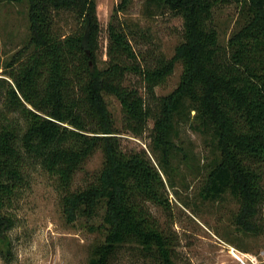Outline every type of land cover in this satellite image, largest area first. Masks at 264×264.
Returning a JSON list of instances; mask_svg holds the SVG:
<instances>
[{
  "label": "trees",
  "instance_id": "obj_1",
  "mask_svg": "<svg viewBox=\"0 0 264 264\" xmlns=\"http://www.w3.org/2000/svg\"><path fill=\"white\" fill-rule=\"evenodd\" d=\"M5 1L26 2L31 50L8 63L11 82L0 78V248L8 251L11 209L30 172L38 169L57 180L68 219L100 217L92 229L102 240L93 245L88 264H109L117 246L131 240L172 264L145 203H162L160 174L169 180L171 160L189 157L176 143L181 128L198 134L207 148L199 167L205 172L200 195L237 198L240 224L261 218L264 0H144L149 14L167 11L182 20L170 59L162 54L150 59L134 48L137 30L118 17L131 0H121L107 25V58L101 66L94 0ZM230 4L238 6V18L222 43L213 13ZM63 12L79 24L84 18L83 28L60 32L57 16ZM175 61L182 67L176 87L156 95L155 87L172 73ZM106 94L119 102L120 129ZM149 122L148 150L158 168L144 149L125 150L121 144L123 132L142 136ZM97 150L103 153L100 170L83 188L71 189L74 174Z\"/></svg>",
  "mask_w": 264,
  "mask_h": 264
},
{
  "label": "rangeland",
  "instance_id": "obj_2",
  "mask_svg": "<svg viewBox=\"0 0 264 264\" xmlns=\"http://www.w3.org/2000/svg\"><path fill=\"white\" fill-rule=\"evenodd\" d=\"M121 0H94V18L99 25L96 61L102 65L106 57L107 25ZM144 0H131L124 11L118 12L124 25L137 30L138 44L135 49L145 51L152 59L158 54L170 59L180 40L182 20L167 11L149 14ZM153 11V10H152ZM28 7L26 2L0 0V78L11 82L8 63L20 60L31 50L29 38ZM238 6L225 5L214 9V21L219 29V38L226 41L235 27ZM85 25L80 24L72 13L57 16V27L67 33ZM182 67L174 62L172 73L164 83L155 87L158 96L171 92L179 81ZM130 81L136 83L134 76ZM117 129L121 126L118 100L112 94L105 95ZM1 105V104H0ZM152 122L148 123L142 136L121 134L125 150L144 149L156 165L148 150ZM176 143L187 151L189 157L182 160L178 154L171 160L170 178L161 175L162 203L146 202L150 215L162 232L169 260L172 264H240L230 254L231 247L242 253L257 256L264 264V201L256 220L248 217L249 224L237 222L240 203L230 194L216 200H207L200 195L206 162L207 148L201 137L186 128L180 129ZM103 153L95 151L83 168L74 174L71 189L83 188L87 179L101 168ZM191 165V166H190ZM157 167V165H156ZM158 168V167H157ZM198 172H197V171ZM11 213L15 216L7 232L8 251L0 248V264H88L93 245L102 240L99 231L92 229L100 223L99 216L80 215L68 219L61 201L57 180L42 170L30 172L28 184L20 191ZM109 264H165L158 252L143 251L134 240L117 246L109 258Z\"/></svg>",
  "mask_w": 264,
  "mask_h": 264
},
{
  "label": "built area",
  "instance_id": "obj_3",
  "mask_svg": "<svg viewBox=\"0 0 264 264\" xmlns=\"http://www.w3.org/2000/svg\"><path fill=\"white\" fill-rule=\"evenodd\" d=\"M230 254L240 264H259L257 256L242 253L233 247L230 249Z\"/></svg>",
  "mask_w": 264,
  "mask_h": 264
}]
</instances>
